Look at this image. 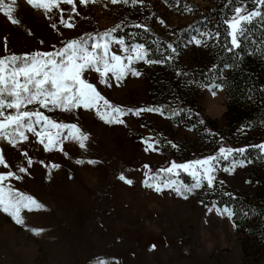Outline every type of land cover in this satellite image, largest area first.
Instances as JSON below:
<instances>
[{
  "label": "rangeland",
  "instance_id": "374dc122",
  "mask_svg": "<svg viewBox=\"0 0 264 264\" xmlns=\"http://www.w3.org/2000/svg\"><path fill=\"white\" fill-rule=\"evenodd\" d=\"M193 2L199 6L198 12H202L200 4L203 2ZM6 3L12 4V0ZM74 3L76 13L72 12L71 5L61 3L59 9L46 14L26 0H15L13 16L18 24H12L0 14V57L52 51L53 45L59 48L70 39L82 36L86 39L85 34L103 33L121 24L134 27L140 23L156 36L169 38L178 27L197 18L192 5L182 11L167 0H144L143 5L135 7L130 3L113 5L110 0H93L87 5H80L79 0ZM240 5L248 11L257 8L255 0H241ZM69 16L74 25L71 28L60 23L61 17L67 22ZM136 43L130 41L125 47ZM119 49L120 45L112 44V50L123 55ZM132 66L141 75L136 77L129 73L120 82L109 76L105 78L107 83L102 84L95 71H86L83 77L113 104L126 109L155 107L149 93V64L139 61ZM197 94L203 115L211 119L223 116L226 110L224 89L217 91L215 97L205 88ZM45 114L58 122L77 124L88 134V139L84 148L77 140L69 138L58 150L50 152L44 151L43 145L31 134H28L29 141L18 148L0 140V148L5 150L6 161L14 171L16 165H27L21 157L22 151L27 150L33 160L27 172L20 174L21 180L6 183L33 196L44 206L40 210L22 211L24 225L15 224L0 212V264H99V261L108 264H252L243 260L233 218L217 215L215 209L207 211L214 191L204 187L184 199L171 189L157 193L143 185L145 172L152 175L172 161L184 163L217 152L208 153L194 129L178 125L175 117L168 118L167 113L163 116L154 112H142L139 116L129 114L123 117L124 124H106L94 109L80 108L71 112L57 109ZM155 131L167 144L171 141L177 145L171 161L162 153L160 145L159 151H145L144 141L148 137L157 139ZM221 144L244 147L226 140ZM145 164L148 169L143 167ZM224 164L222 161L221 166ZM246 171V163L232 174L218 171L215 188L249 193L251 184ZM121 174L133 183H124L119 179ZM179 179L184 183L192 182L185 173H181ZM32 229L43 231L35 235Z\"/></svg>",
  "mask_w": 264,
  "mask_h": 264
},
{
  "label": "snow or ice",
  "instance_id": "6c2138e0",
  "mask_svg": "<svg viewBox=\"0 0 264 264\" xmlns=\"http://www.w3.org/2000/svg\"><path fill=\"white\" fill-rule=\"evenodd\" d=\"M26 2L33 8L43 9L46 14L51 13L53 9H59L61 3L71 5L72 12L76 13L74 0H26ZM90 2L93 0H79L80 5H87ZM110 2L113 5L130 3L135 7L143 5L144 0H110ZM14 3L15 0H12V4L6 3V0H0V14L15 25L19 21L13 16L12 5ZM255 3L257 8L252 11H248L243 5L236 6L232 14L223 21L227 38L223 50L226 53L235 55L236 51L241 49L242 44L246 43H251L257 47V51L260 50L257 41L250 40L248 36L249 26L253 23V19L256 17L264 19V13L260 10L264 7V0H255ZM71 19L72 17L69 16L66 22L61 17L60 23L71 28L74 26L70 22ZM160 23L162 24L163 21ZM52 27L55 28L56 25L52 24ZM116 27L119 28V25ZM134 27L143 28L146 32L149 30L140 23ZM115 32L116 28H113L95 35L85 34L86 39L83 36L70 39L64 42L62 47L57 48L53 45L52 51H33L23 55L12 54L0 57V140L13 148H18L24 142L29 141L28 134H31L39 144L43 145L46 152L58 150L63 141L69 138L77 140L79 146L84 148L88 134L83 132L77 124L58 122L45 114V111L52 112L57 109L62 112H71L73 109L80 108L94 109L99 119L106 124H124L123 117L129 114L139 116L142 112L165 115L166 110L163 105L126 109L113 104L97 91L94 84L89 83L83 77L86 71H95L99 74L102 84L107 83L105 78L109 76L120 82L129 73L136 77L141 75L132 66L134 63L143 61L145 64H165L170 62L173 54L176 53L173 44L168 43L166 47L169 55L163 56L162 59H150V50L145 44L136 43L125 47V41L123 38L115 37L113 35ZM220 35L219 31L203 32L199 33V38L193 35L188 42L197 46L206 45L212 39L219 42ZM114 43L120 45L119 51L123 55L112 50ZM230 67L232 65L224 64V69ZM209 72L216 73L217 67L214 65ZM219 72V75L209 76L208 82L202 85L212 97H215L217 91L223 90L224 87L223 69ZM180 74L177 72V75ZM181 112L182 110H171L168 118H174ZM200 123L202 124L203 121ZM144 143L146 144L145 151H159V140L148 137ZM168 143L172 148L177 147L171 141ZM249 148L257 149L264 155V143L239 148L226 147L221 144L214 155L184 163L172 161L168 167L161 168L152 175L145 172L143 185L157 193L171 189L184 199H188L189 195L204 187L209 191H214L218 171L232 174L238 166L243 167L246 162L251 163V160L245 158V153ZM21 157L27 161V165H16L14 171L6 161L5 150L0 148V166H2L0 170V212L9 216L17 225L25 224L21 215L22 211L40 210L44 207L33 196L18 191L10 183H6L21 180L20 174L26 173L33 164L27 150L21 152ZM222 161L225 162L223 167L221 166ZM53 167H59V165H53ZM143 167L148 169L149 166L145 164ZM181 173L187 174L192 182L189 184L180 180ZM119 179L128 185L133 183L123 174ZM220 184L223 185V181H220ZM224 195L235 199L231 193L225 192ZM213 209L217 215L226 216L229 220L237 215L232 206L225 204L220 207L216 201H212L207 211L210 213ZM242 214L247 215V212H242ZM32 231L33 234L38 235L43 230L32 229ZM99 264H108V262L99 261Z\"/></svg>",
  "mask_w": 264,
  "mask_h": 264
},
{
  "label": "trees",
  "instance_id": "16d2710c",
  "mask_svg": "<svg viewBox=\"0 0 264 264\" xmlns=\"http://www.w3.org/2000/svg\"><path fill=\"white\" fill-rule=\"evenodd\" d=\"M194 0H167L184 11L192 5L197 18L191 23L178 27L173 36L161 38L154 31L143 28L119 25L115 37L123 38L125 43L136 41L145 44L150 50V59H162L169 55L167 44L176 48L170 62L149 64V93L153 104L163 105L165 113L182 110L175 117L180 126L196 131L198 140L208 153L218 150L222 140L237 145H259L264 141V19L256 17L249 26L250 40L257 41L260 50L251 43L242 44L235 55L226 53V27L223 21L239 6L241 0H199L203 2L202 12ZM190 3V4H189ZM264 13V7L260 8ZM220 32V40L208 41L197 46L189 43L190 37L203 32ZM251 53V54H250ZM224 64L232 67L224 69ZM216 73H210L213 66ZM223 69V84L226 94V110L220 119H211L201 113L197 103V93L211 75H219ZM177 72L181 73L177 75ZM190 113V114H189ZM200 121H203L201 124ZM195 126V127H193ZM160 141L162 153L168 161L175 157L174 149L155 131ZM247 163L246 178L251 184L249 193H232L223 188H215L208 202L216 201L218 206H232L237 215L233 217L236 233L241 242L245 263L264 262V155L257 149L249 148L245 153ZM231 193V199L224 193ZM247 212V215L242 214Z\"/></svg>",
  "mask_w": 264,
  "mask_h": 264
}]
</instances>
